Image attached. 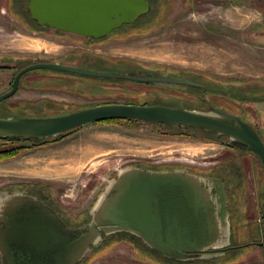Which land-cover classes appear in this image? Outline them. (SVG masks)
Segmentation results:
<instances>
[{
    "label": "rangeland",
    "instance_id": "374dc122",
    "mask_svg": "<svg viewBox=\"0 0 264 264\" xmlns=\"http://www.w3.org/2000/svg\"><path fill=\"white\" fill-rule=\"evenodd\" d=\"M148 1L149 10L134 23L102 38L84 40L80 52L72 46L53 50L47 40L79 42L75 36L41 28L29 16L27 0H0V94L10 89L20 68L43 60L60 63L69 57L87 58L79 67L171 75L203 87L67 75L40 68L22 75L19 88L24 91L2 100L0 117L33 116L19 111L18 101L49 98L59 106L44 114L102 103L162 104L202 111L213 105L261 127L257 118L264 115L260 98L264 92L259 95L252 90L260 83L264 86V0ZM26 80L36 87H26ZM44 140L39 145L27 138L0 140V151L25 146L16 157L0 160V185L21 180L25 192L38 193L55 206L58 218L89 222L98 196L125 168L122 165L140 162L159 168L151 171L184 170L206 180L207 200L224 199L225 203L223 223L229 227V238L222 247L251 242L252 235L264 241L261 161L230 144L224 135L173 124L116 121L87 124ZM101 236L79 264H264V244L174 259L146 248L126 232Z\"/></svg>",
    "mask_w": 264,
    "mask_h": 264
},
{
    "label": "water",
    "instance_id": "95a60500",
    "mask_svg": "<svg viewBox=\"0 0 264 264\" xmlns=\"http://www.w3.org/2000/svg\"><path fill=\"white\" fill-rule=\"evenodd\" d=\"M29 16L40 26L72 33L85 38L99 39L124 24H132L149 10L148 0H27ZM53 69L72 74L126 79L144 83H162L203 87L202 85L171 75L154 73H120L99 71L59 62H34L19 69L10 84V89L0 94L5 100L19 88L20 78L34 69ZM133 118L152 123H170L193 127L228 137L230 144L245 149L259 157L264 172V140L259 133L241 118L224 110L210 106L208 110L175 108L162 104L140 105L131 103H102L80 108L65 114L50 116L0 117V136L31 139H48L62 133L107 119ZM206 180L184 170L151 171L135 167L121 169L115 178L98 196L91 212L90 221L70 230L44 202L23 198L12 200L16 210L1 229L4 244L2 264H15L6 243L27 244L38 249L49 245H65L69 233L85 230L76 241L68 242L65 253L76 264L90 245L102 240L101 234L126 232L139 237L149 248L174 259L199 257L209 247L219 248L227 244L229 227L219 236L215 228L204 235L196 232L193 240L183 239L179 232L162 231L158 210L159 197L163 191L180 190L190 210H197L198 202L209 197ZM157 193V198L155 194ZM10 197V196H9ZM18 198V197H17ZM1 198V207L6 202ZM26 204L24 210L20 209ZM152 203H157V219L153 215ZM36 210L30 211L29 206ZM262 206L264 209V185ZM13 208V209H15ZM157 226V227H156ZM225 243L222 244V238ZM262 244V243H259ZM2 249V246H1ZM64 254V255H65ZM220 254V253H215ZM201 255V254H200ZM202 256V255H201Z\"/></svg>",
    "mask_w": 264,
    "mask_h": 264
},
{
    "label": "flooded vegetation",
    "instance_id": "af4514ba",
    "mask_svg": "<svg viewBox=\"0 0 264 264\" xmlns=\"http://www.w3.org/2000/svg\"><path fill=\"white\" fill-rule=\"evenodd\" d=\"M217 1L219 0H212L213 3H218ZM66 34H70V33H66ZM31 85L33 86L35 84L31 82ZM141 92H145V91L143 90ZM39 100H43V101L51 100L52 102H55L54 104H58V101L52 100L49 98H41ZM35 101H38V100H35ZM19 102L20 101H18V103ZM131 104H137V103H131ZM93 105H96V104H93ZM93 105H88L85 107H89ZM140 105H148V104H140ZM210 106H213V105H210ZM81 108H84V107H81ZM78 109H72V110H78ZM221 110L227 111L241 118L245 122L251 124V126L261 136V130L263 129L260 126L255 127L254 124L250 123L245 118L243 119L240 115L234 114L231 111H228L226 109H221ZM68 112L69 111L65 113H68ZM65 113H61V114H65ZM241 114H244V113L242 112ZM50 115L52 114H49L48 116ZM56 115H60V114H56ZM122 167H141V168H146V169H151V170L159 169L157 168V166H150V165L143 164L140 162L139 163H126L122 165ZM2 186L3 187H1L0 185V264H2V254L4 251L3 247H5L4 244H2L1 242V229L4 227L5 221L11 219L10 218L11 214L13 213V211L16 210L15 208L16 203L15 204L12 203V200L16 201V200H22L23 198H32V199H36L38 202H44L47 207L51 208L52 210L54 209L56 210L55 206L52 203L42 198L38 193L25 192V190L22 188L21 180H14L9 183H5ZM205 187L208 188V184H206ZM16 188L17 190L23 191L24 193L16 192L15 190ZM1 191H6L9 193H7V195H4V194H1ZM38 197L41 199H39ZM158 197H159L158 210H159L161 222H162V231L164 233H165V230H170L172 233L179 232L180 235H182L183 239L190 240V241L193 240V237H195L196 232L198 230H202L204 235H208L209 231L211 230L213 232L212 234L215 236L214 233L216 232H214V230L215 228H217L218 231L220 232L219 236L222 233L224 234V229H225V226L223 223V219H224L223 209L225 208L224 199L223 201H220L218 199L217 203L214 202L212 198H209L208 200L206 199L207 201H204V199H202V201L198 202L199 208L193 211L188 208L187 203L185 199L183 198L180 190L176 189L174 193L170 191H163L158 195ZM1 198L5 200V201H2V203L6 202V206L4 207H1L2 206ZM155 198H157V193L155 194ZM218 201H219V204H218ZM152 206L154 208L153 215L157 219V203H152ZM21 207L23 208L20 209ZM26 207H27L26 204L22 203V205L18 208L21 211V210H24ZM27 209L32 211V210H36L37 207L35 205H31ZM59 219H61V221L64 222L63 224L65 225V227L70 230L77 229L81 227L82 225H85L84 223L87 222V221H82L80 223L77 220L76 223H70L63 216H61ZM85 233H86L85 230L76 232L74 234L69 233L70 235H69V238L65 241L66 242L65 245L63 246L62 245H57V246L49 245L47 248H43V249H38L37 247H34V246L28 247V245L24 243L20 245L14 244V243H6V244H7L8 250L12 253L14 257L15 264H71V260L65 254L67 250L70 249V247L68 246V242L78 240L80 236ZM136 239L138 241H141V243L144 246L149 248L147 245L143 243V241L139 237H136ZM250 241L251 242H248L245 244L253 243L259 246L264 244L263 240L258 241L257 236H253V235ZM259 243H262V244H259ZM1 246H2V249H1ZM90 247L92 248V245H90ZM230 247L231 246L222 247L221 249H212L211 247H209L207 250H205V252L208 253V252H216V251L217 252L225 251L227 250V248H230ZM86 253L87 252H84V255L81 257L79 261H77L76 264H79L80 262L85 260Z\"/></svg>",
    "mask_w": 264,
    "mask_h": 264
},
{
    "label": "trees",
    "instance_id": "16d2710c",
    "mask_svg": "<svg viewBox=\"0 0 264 264\" xmlns=\"http://www.w3.org/2000/svg\"><path fill=\"white\" fill-rule=\"evenodd\" d=\"M124 25H122V26H124ZM41 28H47V29H50V30L55 31V32L65 33L63 31H57L55 29H52V28H49V27H45V26H41ZM85 59H87V58H85V57L82 58V59L81 58H78L76 60L73 57H69L65 61L60 62V63L66 64V65L81 66V64H85L88 61V60L86 61ZM88 59L89 60L95 59V57H91V58H88ZM43 61H45V60H43ZM38 62H41V61H38ZM47 62H50V60H48ZM1 67L4 68V69H6V66H1ZM59 72L64 73V74H67V75H70L71 74V73H67V72H63V71H59ZM124 72H130V73H132V70H126V71L124 70ZM20 80H21V78H20ZM192 87L193 88H196L195 86H192ZM260 90H262L260 92H264V88H262ZM252 91H255V89H253ZM252 91H251V93H252ZM258 98L259 97H257L256 99H258ZM260 98L261 99H264V95L261 96ZM2 102H4V101H0V107H1V103ZM54 103L55 102H52L50 100H44V101L43 100H38V101H20L16 107L18 108L19 111H21L23 113H28V112L33 113V116H48L49 114H44V112H42V111L48 110V109L49 110H52V109H55L56 107L59 106V104H54ZM62 113H65V112H62ZM116 121L133 122V121H141V120H136V119H133V118H125V119L117 118V119L102 120V121H98V122H95V123L116 122ZM141 122H145V121H141ZM163 124H170V123H163ZM173 125H176L177 127L182 126L183 128H187L189 130L190 129H194V130H200V131L207 132V133H213V132H209V131H205V130H201V129H197V128H193V127H188V126H184V125H179V124H173ZM180 134L182 135L184 133L183 132H180ZM64 135H65V133L60 134L59 137H62ZM261 138H262V136H261ZM7 139H21V138H19V137H8V138H6V137H1L0 136V140H7ZM27 139L32 140V141H37V142H33L34 143L33 145H39V144H42L43 142H45L44 139H31V138H27ZM24 147H25L24 145H17V146H15L13 148L0 151V160L1 159H7V158L16 157L23 150ZM71 222H74V220L72 218H71ZM134 238H136V237H134ZM247 245L248 244H242V245H237V246H234V247H231V248H238V247L247 246Z\"/></svg>",
    "mask_w": 264,
    "mask_h": 264
},
{
    "label": "crops",
    "instance_id": "0c3cea01",
    "mask_svg": "<svg viewBox=\"0 0 264 264\" xmlns=\"http://www.w3.org/2000/svg\"><path fill=\"white\" fill-rule=\"evenodd\" d=\"M67 36H75L76 38H77V42H79L78 43V45H70V43H68V42H64V43H57L56 41H54V40H47V42L48 43H52V49L53 50H57V49H59V48H61V47H69V46H72L73 48H77L80 52L83 50V48H84V43H83V41L84 40H95V39H93V38H85V37H81V36H79V35H76V34H72V33H70V34H67ZM70 37H68V39L70 38ZM82 40V41H81ZM46 42V41H45ZM80 43H83V44H80ZM31 82L32 81H28V80H26V81H23V84L24 85H26V87H31V88H35V85H31ZM262 88H264V86H263V84H259V85H256V87L255 88H253V89H255V91L257 90V91H259V93H257V94H259L260 95V91H262V90H260V89H262ZM24 89L25 88H19L16 92H23L24 91ZM26 91V90H25ZM15 92V93H16ZM264 94V93H263ZM263 96V95H262ZM262 101L264 102V99H262ZM258 121H259V124L261 125V128L263 129V133H264V122H263V119H264V115H263V118L262 117H260V116H258ZM261 135H263L262 133H261ZM263 140H264V138H263Z\"/></svg>",
    "mask_w": 264,
    "mask_h": 264
}]
</instances>
